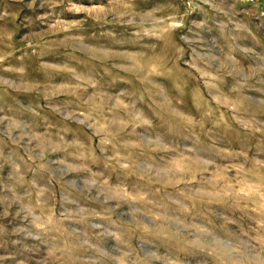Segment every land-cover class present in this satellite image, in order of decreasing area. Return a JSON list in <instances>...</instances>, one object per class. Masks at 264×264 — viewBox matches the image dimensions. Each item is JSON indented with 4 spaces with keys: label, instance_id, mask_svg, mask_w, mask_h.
Here are the masks:
<instances>
[{
    "label": "rangeland",
    "instance_id": "1",
    "mask_svg": "<svg viewBox=\"0 0 264 264\" xmlns=\"http://www.w3.org/2000/svg\"><path fill=\"white\" fill-rule=\"evenodd\" d=\"M0 264H264V0H0Z\"/></svg>",
    "mask_w": 264,
    "mask_h": 264
}]
</instances>
